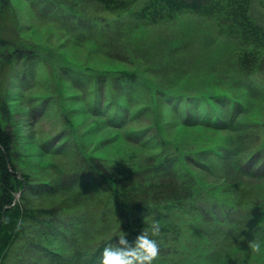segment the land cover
Wrapping results in <instances>:
<instances>
[{"label": "rangeland", "instance_id": "obj_1", "mask_svg": "<svg viewBox=\"0 0 264 264\" xmlns=\"http://www.w3.org/2000/svg\"><path fill=\"white\" fill-rule=\"evenodd\" d=\"M51 1L0 0V35L6 41L0 119L14 134V163L27 176L22 206H113L114 197L100 187L108 188V179L119 199L146 203L165 196L160 184L177 185L170 180L175 177L150 173L151 155L171 162L179 156V180L191 187L203 215L193 225L209 239L153 237L159 243L153 264H264V159L258 148L264 144V49L210 14L183 10L155 21L131 11L118 16L97 0H54L107 25L103 39L95 40L98 26H73ZM144 5L137 1L134 11ZM253 13L264 26V0L253 1ZM17 48L25 56H15ZM119 73L135 75L144 86L129 94V82L120 79L115 86L107 80ZM223 95L242 102L237 111ZM202 102L218 108L223 119L208 120ZM127 187L133 190L125 193ZM139 216L128 220L134 237L150 230L139 227ZM36 224L24 225L5 264H54L38 253V243L65 252L59 241H40L39 232L28 228ZM93 230L83 246L94 245Z\"/></svg>", "mask_w": 264, "mask_h": 264}, {"label": "trees", "instance_id": "obj_2", "mask_svg": "<svg viewBox=\"0 0 264 264\" xmlns=\"http://www.w3.org/2000/svg\"><path fill=\"white\" fill-rule=\"evenodd\" d=\"M4 1L6 3L9 2V0ZM97 1L103 3L107 10L112 13H117L118 16L131 11L138 19L150 17L155 21L162 20L164 16L168 15L174 17L178 12L183 10L210 14L219 19L222 24H226L231 33L255 41L258 47L264 49V26L253 13L254 0H144L145 5L140 11H134V5L139 0ZM51 2L55 7H53L54 11L56 10L59 14L60 12H66V15L63 17L66 21H68V16L71 17L73 26L80 29H88L89 27L87 26L89 25L90 27L98 26L96 33H99V36L95 40L103 39L104 27L107 25H103V22L97 17L89 15L74 6L65 5L54 0ZM218 14L220 16L219 18ZM5 42L4 37L0 35V55L3 54L2 48ZM14 53L15 56H22V54L25 56V53L20 51L19 48L15 49ZM241 59L244 61V54L241 56ZM120 79L125 83L129 82L130 86L126 87L128 88L129 94L138 93L139 91L137 90L144 86L141 79L129 73H119L115 79L107 78V80L115 83V86L116 83L120 84ZM107 80L105 79V84H111ZM259 88H261L260 85ZM111 89L112 92L116 91L113 86H111ZM98 90L97 87L96 92ZM113 95L116 96V94ZM223 96L229 98L230 110H233V112L237 111L242 102L236 101L234 97H229V95ZM236 102H238V105H236ZM205 106L216 110L213 113L212 110L206 108L204 116L208 120L214 121L216 119L218 121L223 119L217 110L218 108H211L208 104ZM233 114L231 113L228 116L230 120ZM120 115L119 112L112 115L115 122ZM140 142H144L143 145L147 143V141H143L142 139L138 141V143ZM258 148L262 151L264 159V144H260ZM244 154H246L245 151L241 155H237L236 163H241L244 160ZM14 157V134L10 129H7L6 125L0 119V264H5L9 255L8 253L13 247L12 245L17 242V239L21 237L24 231V225L34 222H37L36 226L38 229L36 226H29L28 228L32 231L37 230L39 232L37 236L40 237V241L47 238L48 240L56 242V244L59 241L66 246L63 247L65 252H67L60 255L56 253V249L54 248L44 244H36L38 246V248L36 247L38 253L40 255L44 254L47 259L50 258V262H54V264H101L104 247L109 244H114L118 237L125 233L128 234L129 240L135 238L133 236L135 234L133 231L134 226L131 222H128L132 214L140 215L139 227L150 229L154 221L158 222L161 231L154 237L160 238L161 236L164 242L169 240L180 242L183 238L192 242V236L199 235L196 231V225H193V223L203 218V215L198 211L197 202L193 201L195 195L191 191V187H187L188 184L186 181L179 180V176H183L184 174L179 167V165L184 164L182 161H179L181 159L179 156L172 160L174 163L171 160H167L163 154H152L150 157L151 164H155V168L150 173L158 177L162 176L164 179H167L166 176L177 178L170 179L177 184L176 186L168 181L159 185L167 191L165 196L156 197L155 200L153 197L146 203H138V201L135 199L131 200V198L129 200L127 198L121 200L119 199L120 193L114 191L113 180L108 179L106 181L108 188L104 185L100 187L106 190L110 196L114 197L115 201L113 206L111 203L100 206H95L91 203L90 206L79 211L70 209L59 211L55 208H41L36 210L24 208L20 200L24 197L26 189L28 188V181L26 174H22L18 170L14 163ZM132 190V187H127L125 193H129ZM120 202L123 203V211H121ZM152 202L154 203L151 204ZM124 203L127 204L126 207ZM40 215H44L45 217L39 218ZM108 224L110 225L109 227ZM91 229H94L93 233L97 234L96 237L91 238L95 240V243L90 247L83 246L81 242L89 235ZM203 231L206 233L202 232V234H206L207 236H199L208 238V232L204 229ZM209 235L211 234L209 233ZM71 245H74L72 250L68 249ZM188 246L193 248L191 245ZM71 255L73 258L69 260Z\"/></svg>", "mask_w": 264, "mask_h": 264}, {"label": "clouds", "instance_id": "obj_3", "mask_svg": "<svg viewBox=\"0 0 264 264\" xmlns=\"http://www.w3.org/2000/svg\"><path fill=\"white\" fill-rule=\"evenodd\" d=\"M160 231V224L154 221L149 231H142L133 240L127 233L119 236L114 244L104 247L101 264H153L159 253V243L153 237Z\"/></svg>", "mask_w": 264, "mask_h": 264}]
</instances>
